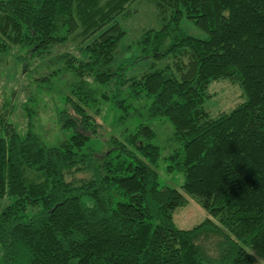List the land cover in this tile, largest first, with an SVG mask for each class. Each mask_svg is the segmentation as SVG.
Masks as SVG:
<instances>
[{"label": "trees", "instance_id": "obj_1", "mask_svg": "<svg viewBox=\"0 0 264 264\" xmlns=\"http://www.w3.org/2000/svg\"><path fill=\"white\" fill-rule=\"evenodd\" d=\"M145 1L160 26L119 59L118 19ZM65 42L75 52H56V83L34 77L25 101L49 92L63 138L36 132V101L19 130L8 119L18 90L2 82L0 264H264V0H0V57L14 47L26 69ZM147 58L156 66L125 75ZM219 78L244 100L211 117L201 103ZM103 109L116 113L108 129ZM160 117L172 127L166 170L209 215L190 228L172 221L184 195L157 180Z\"/></svg>", "mask_w": 264, "mask_h": 264}, {"label": "rangeland", "instance_id": "obj_2", "mask_svg": "<svg viewBox=\"0 0 264 264\" xmlns=\"http://www.w3.org/2000/svg\"><path fill=\"white\" fill-rule=\"evenodd\" d=\"M131 9L125 16L119 17L118 22L125 32L118 44L127 46L124 50L119 52V59L132 60L137 54V49L134 45V40L138 34L146 28H158L160 26L159 18L156 16L153 3L149 1L139 2L136 4H129ZM180 28L187 34L203 38L205 32L197 27L190 18L182 16L179 20ZM74 42L57 43L55 47H59L56 51H48L46 54L33 59L25 60L27 68L24 69L21 66L22 62H16L14 59L17 49L12 47L9 53L0 57V71L3 78H0V89L2 82H6L8 88L18 90L15 100L13 101V110L8 114V119L12 121L19 130L25 125V118L21 112L24 105L33 107L34 102L38 106L37 111V125L35 130L45 143H53L56 140L63 138L66 135L61 131L57 124L53 121V100H50L51 94L41 93L35 97L34 101L25 102L26 99L33 96L32 87L34 86V77L41 76L43 74L47 76L49 80L56 83L54 73L58 68L60 60L56 59V52H64V50H70L69 52H75L74 49H68L69 44ZM14 59V60H13ZM3 60V61H2ZM3 62V63H2ZM152 62H156L152 58L143 59L137 61L134 64L129 65L124 70L125 75L141 74L152 65ZM23 69L19 72V68ZM1 99V98H0ZM44 100L45 102H42ZM244 100V94L240 85L236 82L230 81L227 78H219L212 80L208 83L206 88V95L202 100L201 106L207 113L213 117L221 112H227L233 106L241 103ZM106 106V105H105ZM116 114L111 109H103L101 112V119L99 121L103 126L111 119L112 114ZM151 127L155 131V136L151 142L157 144L160 148L159 157L155 163V169L157 172V180L160 185H166L180 191L186 198V202L182 206L176 207L172 212V221L178 228H190L197 224L205 217H209L208 213L199 206L192 198L184 194L180 189L182 181L181 173L176 170H166L167 159L166 155L170 152L171 147L168 146V137L171 135L172 127L168 120L164 117H160L151 121ZM108 129V127L106 126ZM103 131H106L104 129ZM84 173H77V176H83ZM249 250V249H248ZM250 251V250H249Z\"/></svg>", "mask_w": 264, "mask_h": 264}]
</instances>
